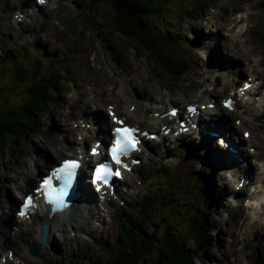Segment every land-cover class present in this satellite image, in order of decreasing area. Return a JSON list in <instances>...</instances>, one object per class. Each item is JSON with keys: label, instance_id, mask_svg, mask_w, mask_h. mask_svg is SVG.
Masks as SVG:
<instances>
[{"label": "rangeland", "instance_id": "rangeland-1", "mask_svg": "<svg viewBox=\"0 0 264 264\" xmlns=\"http://www.w3.org/2000/svg\"><path fill=\"white\" fill-rule=\"evenodd\" d=\"M23 1L0 0V55L8 52L16 45L17 48L22 49L18 51L21 53L18 60L22 61L24 65L22 75H18L10 67V69L5 70L0 65V112L5 109L8 110L11 108V105L18 106L22 96L28 99L30 92L28 90L29 85L34 81H42L46 70L37 69L34 61L40 55L43 56L44 47L47 50H53V48L44 45L43 47L35 46L34 32L36 25H34V22L29 23L28 18L24 22H13V17H15V9L13 8L19 6ZM26 1L30 2L29 6H34V2L37 0ZM263 2L264 0H167L163 3L162 12L151 16L160 31L170 30L173 32L176 30L179 33V42L173 47H176L173 49L174 53L178 51L184 52L185 56L193 59L199 67L207 61H210L209 65L205 64L201 67H210L213 69V72L204 73L208 79H204L207 80L206 85L203 83L200 85L201 87H194L192 85V79L198 80L199 78L196 77L198 74L194 73V65H190L188 73L181 79H170L174 77L162 75L158 71L154 61L142 50L137 49L138 47L134 42L120 37L109 23V15L111 12L105 0H58V9L57 1L51 0L50 7L53 9L52 11L57 10L52 20L45 13L43 15L39 13L42 10L46 11V6L35 7L37 16L47 19V21L41 20V24L51 22L52 27L58 30L60 39L64 41V45L72 43V48L68 50V54L65 57V60L69 64L77 66V64L85 61L84 57L87 56L88 59L87 64L91 72L83 76L80 82L72 85L74 89L69 93L70 95L67 94L69 97L65 99L68 106L72 108L68 113L69 115L72 114L74 116V109L80 105L82 113L85 112L84 116L97 112H101L106 116V112L103 109L97 111L95 108L98 106L105 108L109 104L114 106V108L116 105L115 110L119 113L118 115L116 112L118 116H125L127 119L133 118L138 122L137 119L128 115L126 110L128 101L124 100L123 97L125 96H123L120 87L115 88L121 85V81L122 83L131 82L132 84L136 82L139 89L138 97L140 99L143 97L145 99L148 98L147 100L151 101L150 104H155L153 106L158 105L157 100L159 99V94H168L163 91L168 90V88H171L169 86L174 84V92L169 93L181 98L184 102L179 103L182 102L180 99L172 100L171 103H166V101H170L167 98L160 100L161 105L168 108L171 104H175V107H178L183 106L186 102L192 103L196 98L204 95H206V100L210 95H213L211 101L213 102V99H215V104L220 106L221 99L225 98L237 86H240L242 80H253L255 78L256 86L255 88L253 87L254 89L252 88L253 91L249 95L251 99L248 100L246 107L255 109L256 111L253 114H256L257 118L255 117L254 120L251 116L247 115L244 112L245 107H242L239 110L237 108V110L232 111L233 116L229 120L230 123L238 128L232 134L235 137L234 139L244 138L241 130L249 132V136L244 138L245 141L239 143L238 147L242 149L249 147L250 151L256 153L252 156V161L254 162L250 161L252 173L248 178L251 181L248 184L250 179L246 180V186L239 191L241 197L237 196L234 199L235 203H240L244 198H247L250 200V203L245 206L243 204L244 202L241 205H235L232 202L233 200L230 198V195L233 196L238 186H234L235 184L226 185L227 178L225 175L219 169L215 171L216 166L210 163L212 160L203 151H200L201 153L198 156L195 155L197 150L192 145L191 137L188 135L189 132H187L171 140L167 146L168 149L163 146L167 143L168 139L173 138L172 135L166 137L164 142L162 140L159 143H155L154 146H152V143H149V151L140 154L143 158L142 164L132 173L133 176L128 180V184L126 185L124 182L120 183L119 192H122L121 198L119 197L120 199L111 201V205H103L96 202L90 203L93 209L87 214V218L92 221V226L86 234L82 235L80 232L81 227H76L72 224L71 219L67 221L66 213L61 212L56 213L57 220L62 219L61 224L57 226L55 224H49L44 237L43 229H45V225L41 224L44 222L42 220L43 211L37 212V215L32 219H22L15 216L17 201L25 192L30 190L28 184L33 185L36 179H38V176L34 178L35 174L29 172L31 156L40 157L48 162L50 159L57 157L55 155L77 154L79 153L78 151H82L96 138L92 137L83 144V141L80 140L81 134L79 131L83 130L80 123L84 120V116H79L80 118L68 121L65 117L66 113L62 112L60 121L66 120V125L63 121L58 122V124L62 126L61 130H64L65 126L68 128L64 135L58 134L57 137V131H52L49 135L50 137L42 141L43 135H36L33 138L31 136L32 131L26 130L27 135L25 138L9 142L6 146H2L3 144L0 143V225L7 220L10 214L13 220L9 224L10 230L7 233L0 231V264H59L66 260L76 262H90L91 260L93 263H96L99 259L97 246L100 242L109 244L117 235L116 216L119 215L118 212L124 210L127 208V204L130 205L133 202L135 206L130 207L128 212L135 213L140 209L141 200L139 198L143 196V193L147 190L150 195L159 192L157 190L159 187L158 182L163 180V170H160V166L168 173L172 171V174H179L180 180L177 191H171V194L178 195L176 199H172L173 205L176 207L185 206L184 202L187 201L188 195L191 194L190 188L193 185V178H191L192 172L203 170L204 173L211 174L214 180V186H212L216 192L213 193L215 195L214 203L218 205L214 214L216 223L214 225L215 227L209 223L207 228V235L212 237L211 242L213 244L210 242L209 246L202 249L199 252L200 254H197L198 259H200V261L198 260L200 264L203 261L205 264H253L252 258L255 252L259 257L258 245L260 243L258 242L264 240V203H261L258 199L264 194V184H262L264 168L261 167L264 163V104L261 106V103H264ZM192 3L198 9V12L194 14L186 12ZM209 13H211V16ZM59 17L65 18L60 22ZM259 18H261V22ZM37 36L40 38L41 43H44L49 38L48 35L44 37L40 32L37 33ZM194 38L201 40L203 45H197L194 48L190 47V42ZM89 47L93 48L90 49ZM92 49L98 50L95 52V55ZM75 52L78 56L75 55ZM113 53L116 56L112 57ZM228 53L229 56H227ZM131 56H135L136 58ZM230 58H234L233 62L238 68L239 66L241 67V73L238 70H234L231 73L233 65H228L227 63ZM116 59H119V63L120 61H134V64L137 66L136 70L139 73L135 74L134 67L129 63L126 66L119 67L120 64L116 62ZM220 59L224 60L223 66L213 68L212 65ZM252 64H256V66ZM113 71L116 72V76L112 74ZM71 73L67 71L66 78ZM139 75L149 83L148 86L144 87V90L141 89V83H139L140 78L137 79ZM107 78H109L110 82L120 81V79L121 81L120 83L116 82L114 87V85L112 86L107 81ZM214 78L217 81L212 83ZM64 80L62 79L58 83L59 79L56 80V76H54L53 82L55 83V88H58V96H61L63 92V88L60 90L59 85ZM72 83L68 81L67 86L69 87ZM213 84H215L216 88ZM112 87L114 89H111ZM201 91H205V93ZM217 92H219L218 95H216ZM97 94H101L102 96L104 94V99L101 102L99 101V105H90L91 99L95 98L100 100V96ZM239 96L237 95L235 97L238 102L240 100ZM201 100L203 101V99ZM82 107L88 108L84 110ZM152 107L150 106L148 109L149 115H152L153 112L157 114L166 113L165 108L161 109V107L158 108L159 111H153ZM41 118L45 124H49L52 119L51 115ZM143 118L145 119L144 116ZM238 119L239 121L242 120L239 124L237 123ZM33 120L38 122V116H35ZM171 124H173L174 128L176 127V123L171 122ZM143 127L153 132H155L153 129H156L149 122H144ZM35 128V131L38 132V127L36 125L32 126V130ZM106 131L101 135L105 136ZM87 134L89 135L90 132L87 131ZM52 142L57 143L58 146L48 148L50 146L49 144L52 145ZM177 146H183V154ZM159 149L158 154L155 153ZM174 150L176 156L174 155ZM31 178L34 179L31 180ZM10 180L12 184L7 182ZM19 182L23 185L19 184ZM164 184L170 188L174 183L172 179H169ZM16 185L20 187L17 188ZM250 186L253 190L257 188L255 193L249 191ZM223 194L225 195L223 196ZM10 203H14L12 208L7 206ZM193 211L196 212L198 209ZM153 213L154 221L159 220L163 216V213L160 215H157L156 212ZM218 225L220 229L217 228ZM1 226L6 228V226ZM253 226L258 231H255ZM261 226L262 230L259 229ZM40 230L41 238L39 241ZM49 230L51 237L48 243L42 248ZM146 232H148L149 236L151 235L149 229ZM246 243L249 244L248 249H246ZM157 245L155 244V246ZM261 247L263 248V246ZM7 250L12 252V257L8 259L7 263H3L2 257L7 256ZM46 251L52 254V256L46 258ZM33 255H36L37 258H33ZM202 255H204L203 258ZM117 260L120 261V258Z\"/></svg>", "mask_w": 264, "mask_h": 264}, {"label": "trees", "instance_id": "trees-1", "mask_svg": "<svg viewBox=\"0 0 264 264\" xmlns=\"http://www.w3.org/2000/svg\"><path fill=\"white\" fill-rule=\"evenodd\" d=\"M166 1L105 0V3L111 12L109 23L114 31L120 37L134 42L138 49L154 61L160 73L177 78L181 77L187 68V57L184 52H173L176 48H173L174 45L179 42V33L176 30L160 31L151 18L152 15L162 12L163 3ZM90 7L88 6L89 9ZM186 12L194 14L198 9L192 3ZM34 43L37 46L42 44L39 38H36ZM44 50L43 56L40 55L34 61L37 69H46L42 81H34L29 85L28 99L22 96L18 106L11 105L8 110L0 112L2 146L25 138L26 130L36 129L32 130V126L38 125V122L33 120L34 117L39 116L50 106H57L61 99L53 82L54 76L56 80L59 79V83L66 78L68 70H75L74 66L65 60V55L63 60L61 56L57 57L58 49ZM75 55L77 56L76 52ZM20 56L21 53L12 48L4 55H0V65L5 70L12 68L15 73L22 75L24 65L18 60ZM160 170H164L162 166ZM191 176L193 185L190 188L191 194L184 202L185 206L173 205L172 201L178 195L171 194V191H177L179 185V175L174 174L165 178L164 182H158L161 184L157 188L158 193L150 195L147 190L142 196L137 212H128L130 207L135 206L133 202L120 211L117 235L109 244L100 242L97 246L99 259L96 263L91 260L90 262L66 260L59 264H197V254L212 238L207 235V228L209 223H213L215 227L214 214L218 205L214 203L215 189L212 187L214 180L211 175L199 171L192 172ZM169 179L174 183L170 188L164 184ZM195 209L198 211L194 212ZM153 212L157 215L163 213V216L154 221ZM146 228H150V236ZM254 261L253 264H264V252L261 249L259 257L256 255Z\"/></svg>", "mask_w": 264, "mask_h": 264}, {"label": "bare ground", "instance_id": "bare-ground-1", "mask_svg": "<svg viewBox=\"0 0 264 264\" xmlns=\"http://www.w3.org/2000/svg\"><path fill=\"white\" fill-rule=\"evenodd\" d=\"M50 2L51 0H45V2L41 5H38L37 3L34 4V6H29L30 2H27V6H25V4L21 5V6H17L15 7L18 8L15 12V17L13 18V22L14 23H17L19 22L20 18L22 17H29L30 19L32 20H37V19H41L39 16H37V13L34 12V10L32 9V11H30L28 8L29 7H37V6H40V7H43V6H46V8H49L48 11H40L41 14L45 13L47 17H50V19L52 20L53 19V16L57 13V10L56 11H52L53 9L50 7ZM49 4V5H48ZM57 4V3H56ZM48 5V6H47ZM40 9V8H38ZM193 10V9H192ZM194 11V10H193ZM195 12V11H194ZM37 18V19H36ZM45 20L47 21L46 18H42V21ZM230 29V28H228ZM3 41V40H2ZM224 41L227 42L226 39H224ZM1 42V41H0ZM214 45V44H213ZM3 46V45H2ZM7 46V45H6ZM16 46V45H15ZM19 46V45H18ZM13 48V47H12ZM90 48V47H89ZM91 49V48H90ZM89 49V50H90ZM2 50V49H1ZM254 51V50H252ZM78 53V51H77ZM116 56L115 53H113V56L114 57ZM229 56V53L228 55ZM51 60V59H50ZM121 60V59H120ZM234 58H230L229 61L227 62L228 65H233V69H232V72H234V70H238L239 73H241V67L239 66V68L234 64L233 62ZM119 59H116V62H118ZM244 61V60H243ZM119 63V62H118ZM123 65H122V64ZM129 63L131 66L134 67V70L136 71V73H139L137 70H136V65L134 64V61L133 62H128V61H120V66L119 67H123V66H126V64ZM187 63V62H186ZM223 63H224V60L223 59H220L218 60L213 66V68H216V67H221L223 66ZM238 63H240V61H238ZM133 64V65H132ZM118 65V64H116ZM252 65H255L256 64H252ZM251 65V66H252ZM225 66V65H224ZM101 67V65H100ZM246 67V66H245ZM109 68V67H108ZM210 68V67H209ZM209 68H201L199 70H197V74L198 76L196 77H199L198 80L196 79H192L193 82H192V85L195 87V86H200L201 84H205L206 85V80L204 79H208L207 76L204 74V73H209V72H213V69H209ZM236 73V72H235ZM257 73V72H256ZM114 76H116V72L113 71L112 73ZM213 76V75H212ZM211 76V77H212ZM235 76V75H234ZM237 76V75H236ZM124 77H127V76H124ZM201 77V79H200ZM123 78V77H122ZM140 78V82L141 83V89L144 90V87L145 86H148V81H145L141 75L137 76V79ZM238 80V79H237ZM107 81L114 87H115V84L116 82H119L121 81H114V82H110L109 81V78H107ZM215 81H217L216 78H214L213 82L214 83ZM121 85H118L116 86L115 88L117 87H120V90L123 94L124 97V100H127V106H126V110L128 112V115L131 116V117H134L135 119L138 120V122L136 121V123H141L143 121V117L140 118L138 116L139 112H142L144 110H146V108L149 109V107L155 105L154 103H151V101H148L146 102V100L148 99H145L144 97L142 99H140L138 97V94H139V89H138V85L136 84V82H134L133 84L131 82L127 83V82H123L121 81L120 83ZM262 85V84H261ZM213 86L216 88L215 84H213ZM114 87H112L111 89H114ZM171 88H168V90L166 91H163V92H167L168 94L166 93H160L159 94V99L157 101H159L157 104L160 105V100H163V98H167L169 99L170 101L172 100H182L181 98H178V97H175L173 96V94H171L172 92H174L173 88L175 87L174 84H172V86H169ZM201 87V86H200ZM254 87V84L251 86V88L249 90H252V88ZM74 89V88H73ZM204 90V89H203ZM171 92V93H169ZM202 93H205V91H201ZM219 93V92H217ZM232 93H233V90H232ZM235 94V93H233ZM100 96V100L98 99H91L90 100V105L92 104H96V105H99V101L101 102L103 99H104V94L103 96L101 94H97ZM203 95V94H202ZM155 96V95H154ZM158 96V95H157ZM93 97V96H92ZM200 98H203V101H206V95L200 97ZM210 98H213V95H210L208 97V99ZM255 102V101H254ZM105 104V102H103ZM109 103V102H108ZM165 103V101H164ZM134 105V110H130V105ZM239 105H241V103L238 102ZM264 103H261V106H263ZM88 105V104H86ZM175 105V104H174ZM188 105V104H187ZM245 106V105H244ZM78 108L81 109V106L79 105ZM101 108L100 106L97 107V109ZM153 111H157L158 110V105L156 106H153ZM169 108V107H168ZM168 108H165V110H167ZM173 108V107H172ZM262 108V107H260ZM82 109H86L85 107H82ZM163 109V107L161 108ZM160 109V110H161ZM171 109V108H170ZM115 110V109H114ZM220 110V108H219ZM239 110V109H238ZM246 112L251 115L253 118H257V115L256 114H253L255 113V109H250L249 107L246 108ZM159 111V110H158ZM207 114L210 116L207 121H202L203 122V127H199V126H194V127H191L190 130H189V133L188 135H190L191 137V141H192V145L196 148V153L195 155H199L201 152L200 151H203L205 155H207L212 161H210V163L214 166H216V169H219V171L225 175V177L227 178V182H226V185H238V182L240 180H245V179H248V177L251 175L252 173V167H251V158L253 155H255L256 153H254L253 155H249L248 153H243L244 151H241L239 149V147L237 146V144L235 143V141L233 142V140L231 139V135L229 134V131H233V128H232V124L231 123H222L221 121H219L217 118H212L211 116L216 114L218 112V110H213V109H207ZM241 112V111H240ZM264 112V111H263ZM154 113V112H153ZM148 115V114H146ZM230 114L228 113V115L225 117L226 120H229ZM70 116H73L72 114ZM238 117V116H237ZM127 119V118H126ZM152 119V118H151ZM183 119V118H182ZM155 121H157V119H154ZM181 120V119H180ZM255 120V119H254ZM161 122H165L167 125H169L171 122L174 123V119H168V118H163L160 120ZM246 121V120H245ZM84 128H82L83 130L80 132L82 134H84V136L87 138V139H90L92 136H96V137H99V136H102L101 134L108 129V127L110 126V122L108 121V119L106 118L105 115H103L101 112H97V113H93V114H87L85 117H84ZM57 127H58V130H61L62 126H59V124L57 123ZM160 127V126H159ZM159 127L154 130L155 132L160 130ZM209 130H214L216 132H219L221 135H215L211 132H209ZM87 131L90 132V134L88 135L87 134ZM243 131V130H242ZM155 132L153 131H146V135H152L154 134ZM176 137H173L171 139H168L167 143L163 146L165 147L166 149L169 142L173 139H175ZM235 138V137H234ZM148 139H152L151 137H149ZM161 138H158V140H160ZM250 139V138H249ZM94 141V140H93ZM153 141V140H152ZM152 141H149V142H152ZM177 143V142H176ZM176 143H175V146H176ZM50 146H48V148H55L58 146L57 143H53L52 142V145L49 144ZM44 146V145H43ZM174 146V147H175ZM186 146V145H184ZM45 147V146H44ZM178 148H180L182 154L184 153V148L183 146H177ZM176 147V148H177ZM175 148V149H176ZM158 151L159 150H156L155 153L158 154ZM174 155H175V150H174ZM136 156H139V154H135L133 155L132 157H136ZM176 156V155H175ZM32 159L30 160V164H29V172H31L32 174H35L34 176H36L41 169H44L46 167V163L44 162L43 159H41L40 157H33L31 156ZM89 157V156H88ZM90 158V157H89ZM94 158V157H93ZM242 159L245 164H240L239 162V159ZM258 158V157H257ZM137 159V158H136ZM149 162V161H148ZM249 162V163H248ZM41 163H42V167H41ZM83 164H85V160H83ZM140 164H142V160L140 162ZM250 164V165H249ZM241 165V166H240ZM262 168H264V163L262 164L261 166ZM83 168V166H82ZM81 168V169H82ZM192 169V168H191ZM264 170V169H263ZM203 172V170H196L194 171L195 172ZM255 171V170H254ZM36 172V173H35ZM167 171L163 170V180H160V182H164L165 181V178H169V177H172L174 174H172V171L170 173H166ZM178 174V173H176ZM216 174V173H215ZM179 175V174H178ZM211 175V174H210ZM187 176V175H186ZM9 177V176H8ZM180 180V179H179ZM250 181V180H249ZM9 184H12L11 180L10 181H7ZM19 184L23 185L21 182H19ZM262 184H264V179L262 180ZM161 184H159L160 186ZM203 185V184H202ZM81 186L83 187V189L85 190V196H86V199L89 200L87 201L86 199L85 200H82L80 202H75L73 203L71 206H70V209L69 210H66V212H68V216H67V221H70L71 219V223L74 224L76 227H81L80 228V232L82 235L86 234L88 232V230L91 228L92 226V221L87 218V214L90 213L93 209L92 205L90 204L92 201H90L92 198H93V193L90 192L89 190V187L87 186H84L81 184ZM17 188H19L20 186L19 185H16ZM244 188V187H242ZM240 188V189H242ZM239 190H233V196L230 195V198H232V202H234V199L238 197H241L240 193H239ZM257 190V188H255L253 190L252 193H255V191ZM250 191V190H249ZM237 194V195H236ZM121 198V197H120ZM261 203H264V194H262L259 198ZM243 201H241L240 203H235V205L237 204H242ZM263 205V204H262ZM9 207L12 208L13 206V203H10L9 205H7ZM46 209L48 208L47 206H44ZM213 210V209H212ZM96 213H98L96 211ZM100 215V214H99ZM209 216V215H208ZM44 222H42L41 224H55V226L61 224L62 222V219L61 220H57V214L55 215H49V211L47 210V212H44L43 213V219ZM12 216L11 214L7 217V220L3 223H1V225L3 226H6V228H3L1 225H0V231L3 232V233H7L9 230H10V227H9V224L10 222H12ZM28 224V222H27ZM41 224H40V227H41ZM71 225V224H70ZM53 226V227H55ZM74 226V227H75ZM256 226V225H255ZM255 226H253V228L255 229V231H258V229L255 228ZM252 227V226H251ZM150 229V228H149ZM260 230H262V226L259 228ZM64 231H66L64 229ZM51 237V232L49 230V232H47L46 234V240H45V243L42 245V248L44 247L45 244L48 243V240L49 238ZM40 238H41V230H40V236H39V241H40ZM213 244V242H211ZM259 248L264 252V243H261V241H259ZM263 246V248L261 247ZM52 254H50L49 252H45V257H51ZM33 258H37L36 255H33Z\"/></svg>", "mask_w": 264, "mask_h": 264}, {"label": "snow or ice", "instance_id": "snow-or-ice-1", "mask_svg": "<svg viewBox=\"0 0 264 264\" xmlns=\"http://www.w3.org/2000/svg\"><path fill=\"white\" fill-rule=\"evenodd\" d=\"M41 4L44 3V0H39ZM248 87V85H245ZM193 111L195 109H192ZM123 124V121H119ZM136 129H132L129 127H122L115 129L117 134V138L115 143L110 148V154L112 161L119 165L122 163L121 157L126 156L130 151L135 150L139 141L136 139L135 133ZM247 136L248 134L245 133ZM95 151V149H93ZM80 162L74 160H66L63 165L56 170V176L59 177L63 181V187L59 190L58 193L54 194V190L52 189V178L46 179L43 182V188L45 189L47 196L46 198L50 203L63 204L64 197L68 194L67 189L72 186L73 179L76 176V171L80 168ZM127 167V165H125ZM120 176L119 170L113 171L112 167L105 163L97 166L94 174L95 181H101L104 184L108 183V178L110 176ZM27 204H32V197L29 196L27 198ZM21 215H24L22 212Z\"/></svg>", "mask_w": 264, "mask_h": 264}, {"label": "water", "instance_id": "water-1", "mask_svg": "<svg viewBox=\"0 0 264 264\" xmlns=\"http://www.w3.org/2000/svg\"><path fill=\"white\" fill-rule=\"evenodd\" d=\"M46 226H45V229H43V235H44V237H45V233H46Z\"/></svg>", "mask_w": 264, "mask_h": 264}]
</instances>
